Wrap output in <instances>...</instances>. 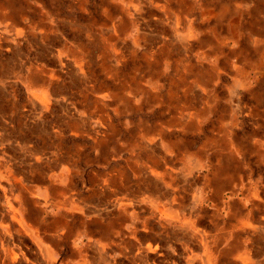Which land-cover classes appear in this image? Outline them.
I'll use <instances>...</instances> for the list:
<instances>
[{
  "label": "crops",
  "instance_id": "0c3cea01",
  "mask_svg": "<svg viewBox=\"0 0 264 264\" xmlns=\"http://www.w3.org/2000/svg\"><path fill=\"white\" fill-rule=\"evenodd\" d=\"M62 1L33 0L35 6L39 9L37 8L30 12L21 8L23 7L22 3H19L20 7L13 12H5L1 8L2 2L0 1V23L7 24L8 33L12 32L9 37L3 36L6 33L1 35L0 51L3 45H6L8 50H13L14 46L20 43V39L26 43L49 46L47 59L29 66L25 74L21 75L19 79V82H24L27 86L34 84L41 90L40 95H28L27 97L28 104L33 108L32 113L28 111L19 114L22 121L17 128L10 125L8 120H5L4 125L0 127L2 131L4 130L3 134L6 139H8L7 136H13L14 132L20 137V140L15 141L16 146L10 143V152L4 146L0 148V163L2 161L5 164L7 175L13 173L18 177L21 187L27 186L41 189L40 193H36L32 197L31 203L34 204H29L32 205L30 206L32 216H35L33 223L39 228L40 234L48 240L51 237H57L55 230L59 227H57L56 222L75 218L78 231L67 236L62 234V237L58 239L60 243L64 242V245H62L64 252L74 256L73 251L77 247L74 246L73 242H75L76 236L80 233V219L83 215L72 213V209L69 206L65 208V211L50 207L45 208L43 200L45 197L47 199L53 198V191H59L60 189L77 188L87 193L91 188H96L102 194L99 198L92 197L88 204L95 210H99L100 215L94 217V222L89 221L86 228L88 227L95 239L104 241L107 237H114L115 239L128 240L131 234L128 232L127 226L124 227L123 224L129 223L130 211L135 204L128 206L127 210L120 214H118L116 209H112L111 212H105L104 210L107 207L112 208L111 206L118 203L120 198L127 204L133 198V191L139 188L141 184L152 187L147 189L140 188L144 195L150 196L157 193L160 196V200L165 202L166 196L171 192V195L174 193L177 200L179 199V203L182 202L180 204L184 205L186 209H190L194 205L193 208L198 210L201 221L207 227L209 226L211 231L214 229L213 226L217 224L229 228L231 223L238 221L253 223L259 219L264 222V188H241V176H238L235 179L237 182L233 184L239 188H231L232 195L238 194L241 189L240 191L243 195L237 200H225L221 196L222 188H193L191 192H188V188H158L159 184H168L165 179L173 180L175 178L177 173L176 158L182 149L186 151L191 149L192 151H187L186 153L194 155L196 158L195 162L199 165V170H204L213 176H215L220 165L228 166L231 164L233 166L232 169H235L233 171L241 169V140L238 144L233 145L229 137L232 132L231 128L237 120V114L241 111V98L244 92L250 93L254 99L255 104L250 105L255 109V113L254 111L253 113L256 115L257 125L254 132L257 136L254 141L255 145L249 146L248 149H254L258 162L264 164V75L259 76L257 70H255L259 61L258 57H261V51L258 52V48H264V43L263 47L259 44L261 32L264 29L260 15L255 14L254 9V12L251 10L248 16L241 14V35L239 37L241 42L234 46L231 44L237 50V54L228 52L229 44L224 49L226 54L220 55L217 60L212 57L210 59H201L194 56L192 59H188L187 63L184 61L183 56L185 51L182 50L181 43L177 39L179 34L186 32L185 28L180 26L175 29L168 23L161 10L162 8L156 6L157 3L161 4V2L143 0L141 18L139 19L135 15L136 17L133 20L141 23V30L144 33L142 45L149 55L152 54L151 58H148L152 68L147 67L143 71L137 72L136 75L143 77V87L136 94L134 93L136 90L132 81V68L130 66L126 69L125 67L129 61L124 60L123 63H120V67L125 68V74L121 75V77H125L126 81L131 83V87L126 88L127 95L133 103L131 111L122 115L119 119V132L108 139L107 142L96 144L91 137L86 136L78 139L79 149L78 157L76 158L72 156L74 146H71L72 143L69 141L67 143L69 149L65 150L66 147H64L66 156H69L63 163V167L67 172L61 180L53 179L47 181V179L45 180L42 177V170L36 171L32 169L34 156L37 154L41 155L40 153L43 151L46 153L55 152L54 144L46 138V134L53 130L54 116H63L69 108H72L71 102L75 100L73 94L69 91V87L62 88L60 94H57L54 89L53 78L51 80L50 71L56 64L53 53L56 48H59L58 42L54 41L55 34L53 31L56 28L55 24L57 25L59 19H64V21L60 22L62 26L58 27V34L63 40L66 37V33H71L69 22L73 18L79 21L80 28L84 29L93 25L94 31H97L101 30V28H111L112 22L117 23L120 16L118 10L120 0H101L103 9L100 15L89 12V0H84L83 5H81L80 0H69L71 9L78 10V12L71 11L72 13L69 12L68 14L59 11L58 8H48L47 2L52 5L55 3L60 4ZM173 1L175 2V12L180 15L185 14L186 7L180 4L182 1ZM191 1L185 0L183 2L189 4ZM108 12L109 14H105ZM148 12L154 15L152 24L145 19V14ZM104 16H112L113 20L108 21L109 17L105 18ZM91 18H94L95 21L92 22ZM214 18L215 16L212 14L209 21L202 22L203 20L199 18L194 22L190 31H194L198 34V37L188 38V40L190 39L189 44L193 48L190 49V53L196 52L199 46V39L203 38L204 34L213 33ZM246 18H248V22H246ZM104 19L108 21V24L103 21ZM151 26L153 28H150ZM11 27L13 31L9 29ZM17 31H21L20 34H16ZM130 33L134 34L133 31ZM129 41L130 39L126 40L127 43ZM121 45L123 43L118 42V47ZM204 47L208 46L205 45ZM89 48L92 50L93 60H101L102 52L100 51V46H89ZM178 65H181L180 73L175 72ZM98 73L101 75L100 71ZM224 74L232 76L234 79L233 86L241 87L239 93L235 95V99L226 98L221 90ZM68 78L69 76L66 77L65 75L66 81L69 80ZM111 81L115 85H119V78H112ZM254 81H256V85H253ZM16 82L13 81L9 85L11 82L7 83L5 80L0 79V87L4 90L0 98L12 107L15 100L13 91L17 90ZM76 91L75 89V94ZM44 99H46L45 102L43 101ZM55 99L62 101L55 102ZM148 109L151 113L148 116L150 118L144 117L146 114L143 115ZM226 113L229 115V119L226 120V123H221L216 128L217 132L221 133L223 148L216 149L215 139H211L210 136H205V140L198 141V144H196V140L187 136V133L192 135L195 132H202L210 119V115H216L219 117L218 120H220ZM246 114L250 115L252 111L250 110ZM150 120L152 121L149 124ZM212 135L214 134L212 133ZM122 140L126 141V143L128 142V150L130 158H132V163L129 166L134 172V178L136 179L133 183V186H136L135 188H131L132 185L130 183L132 182L128 180L124 170L123 162H127L129 157H121V154L111 155V146L121 143ZM16 149L18 152H16ZM70 157L77 161L79 172L76 174L68 170L70 168ZM153 157L159 160V165L156 166L152 162ZM95 162L103 163L102 170H97L92 166ZM1 170H3V167H1ZM199 170L194 172L193 168H191L188 173L193 178L198 177L200 175ZM0 188H9V186L2 181ZM205 202H209L213 209L210 215H206L203 212ZM123 206L122 209L124 210ZM141 206H145L144 203H141ZM224 209L234 210L237 213L233 218L218 217V211H223ZM248 212L250 214H247ZM139 216L144 220L145 217H148V212L144 210ZM206 216L210 217L207 221L205 220ZM109 225L113 226L110 228ZM242 236L244 234L241 231V238ZM51 245L55 247V244L51 243ZM252 247L254 252L262 254L259 255L260 258L264 257L263 233L255 236ZM70 264L78 263L73 260Z\"/></svg>",
  "mask_w": 264,
  "mask_h": 264
},
{
  "label": "bare ground",
  "instance_id": "6f19581e",
  "mask_svg": "<svg viewBox=\"0 0 264 264\" xmlns=\"http://www.w3.org/2000/svg\"><path fill=\"white\" fill-rule=\"evenodd\" d=\"M157 1L161 2L156 6L162 8L168 23L175 29L183 26L186 30L185 33L179 34L177 39L185 51L183 56L187 63L188 59L194 56L201 59L212 57L217 60L220 55L226 54L224 49L229 44L228 52L237 54V50L232 46L241 42V33L239 31L236 38L227 37L230 20L237 17L241 28V14L248 16L256 6L264 5V0H192L189 4L181 0V6L186 8L185 14L180 15L174 10L173 0ZM80 3L83 5L84 0H80ZM143 3V0H120V16L117 23L113 21L111 28H101L97 31H94L93 25L80 28L79 21L73 18L69 22L71 33H66L63 40L58 34V27L62 26L60 22L64 19H59L57 25L55 24L54 41L58 42L59 48L53 53L56 64L50 71L51 80L53 78L57 94H60L62 88L69 87L75 100L71 102L72 108L63 116H54L53 130L46 134V138L54 144L55 152L40 151L41 155L34 156L31 167L36 171L42 170L45 180H61L67 172L63 163L69 156H66L64 147L65 150L69 149V141L71 146H74L72 156L76 158L78 139L86 136L91 137L96 144L107 142L119 132V119L122 115L131 111L133 103L126 91V88L131 87V83L121 77L125 74V68H121L120 63L129 61L125 67L128 69L131 66L133 87L136 90L134 93H139L143 87V77L136 75L137 72L147 67L152 68L148 61L152 54L149 55L142 45L144 33L141 23L133 20L136 16L141 18ZM207 13L215 16L213 33L204 34L203 38L199 39L196 52L190 53L193 48L188 38L198 37V34L190 29L199 18L202 22L209 21L211 16ZM104 17H109L108 21L113 20L112 16ZM91 19L92 22L95 21L94 18ZM108 21L105 23L108 24ZM3 26L0 38L3 33L8 34V25ZM9 29L13 31L12 27ZM131 31L134 34L130 33ZM20 32L17 31L16 34ZM9 34L12 35V32ZM127 39H130L128 43ZM118 42L123 45L118 47ZM205 45L208 47H204ZM89 46H100L101 60H93ZM180 67L181 65L176 67V73H180ZM65 75L69 76V80H65ZM114 77L119 78V85L111 81ZM60 101L62 100L55 99V102ZM152 162L156 166L159 165L156 157L152 158ZM68 170L74 174L79 172L77 161L72 157ZM2 181L6 182L9 188H0V264H70L73 260L78 264H264V257H259L262 254H257L252 249L255 236L264 234V222L261 220L253 223L238 221L231 223L229 228L217 224L211 231L210 227L201 221L198 210L193 208L194 205L186 209L171 192L166 196L165 202H162L157 193L144 195L140 188L133 191V198L127 204L120 198L112 208L107 207L104 210L111 212L116 209L120 214L126 211L128 206L135 204L130 211L129 223L123 224L131 234L129 241L114 237H107L104 241L95 239L88 227L86 228L89 221L94 222V217L100 215L99 210L88 204L92 197L101 196L100 190L91 188L85 193L77 188H67L53 191V198L45 197V208L65 211L69 206L72 213L83 215L80 219V233L73 242L77 249L73 251L74 256L68 255L62 248L64 242L60 243L58 239L62 234L67 236L78 231L76 219L56 222L59 227L55 230L57 237L45 239L33 223L35 216H32V205H29L34 204L31 203L32 197L40 193L41 189L27 186L22 188L20 179L13 173L7 175L5 164L1 161L0 184ZM141 203L146 207H142ZM144 210L148 212V217L142 220L139 214ZM109 226L111 228L113 225ZM241 231L244 234L242 238ZM51 243L55 244V247H52Z\"/></svg>",
  "mask_w": 264,
  "mask_h": 264
},
{
  "label": "rangeland",
  "instance_id": "374dc122",
  "mask_svg": "<svg viewBox=\"0 0 264 264\" xmlns=\"http://www.w3.org/2000/svg\"><path fill=\"white\" fill-rule=\"evenodd\" d=\"M2 2L1 8L5 12H13L16 8H19V3L23 5L21 7L25 11H32L37 9L38 7L35 6L33 0H0ZM28 3H25V2ZM102 2L101 0H89L88 10L91 14L100 15L102 14ZM48 8H58L59 11L63 13H69L71 11L75 12L78 10H72L69 0H63L60 4H50L47 2ZM39 9V8H38ZM255 10V12H254ZM253 12L257 15H260L262 24H264V5H260L259 7H255ZM72 13V12H71ZM115 14V13H114ZM145 19L149 21L150 24L154 22V18L151 13L145 14ZM207 15L211 16V14L207 13ZM212 21V19H211ZM4 23H0V31ZM150 28H153L152 26ZM240 31L239 28V19L234 17L230 20L228 25V36L229 37H237L238 32ZM261 39L259 44L263 47L264 43V29L261 32ZM3 35V34H2ZM3 36L9 37V33ZM259 36V35H258ZM262 41V42H261ZM20 43H17L13 50H8L6 45H3L2 50L0 51V79L5 80L7 83L11 85L13 81H17L15 85H17V90L13 91V95H15L14 106L12 107L6 101L0 98V127L4 125V121L8 120L10 125H13L17 128L19 123L21 124L22 119L19 117V114L22 112L33 111L31 105L28 104L27 97L28 95L35 96L40 95V89L31 84L27 86L24 82H19L21 75L25 74L26 70L29 66L33 64H37L39 62L44 61L47 59L49 46H40L36 43H26L20 39ZM4 44V43H3ZM261 51V57L259 56L258 64L255 67L259 76L264 75V48H258V52ZM221 83V90L226 98H234L235 95L239 93L240 86H233L234 79L232 76L223 75ZM258 83V82H257ZM256 85V81L254 84ZM4 93L2 87H0V96ZM254 99L251 97L250 93L244 92L241 98V111L237 114V120L234 122V125L231 128V136L229 140L232 142L233 145L238 144L241 140V169L233 171V166L231 164L227 165H220L218 167L215 176L211 173H208L204 170H199V165L196 164L193 154L186 153L189 150H181L176 158V171L175 178L173 180L165 179V182L168 184H159L158 188H188V192H191L193 188H222L221 196L225 200H237L242 197V193L239 190L238 194H231V188H239L238 186H234L233 184L236 183L235 181L238 176H241V188H264V164L259 163L257 160V155L254 149H248L249 146H254L256 135L254 132L256 131V115L255 109L252 105L255 104ZM252 104V105H250ZM252 111V114L247 115L249 111ZM254 111V113H253ZM146 114L144 117H148L151 115L150 110H146L143 115ZM11 118V119H10ZM218 116L210 115V119L208 120L207 125H205L204 130L202 132H195L194 134L187 133V136L196 140V144L198 141L205 140V136H210L211 139H215L216 149L223 148V139L221 138V133L217 132L218 126L221 123H226V120L229 119V115L226 113L223 115V118L218 120ZM152 120L149 121V124ZM214 135H212V133ZM4 130L0 129V148L4 146L8 152L11 151L9 147L10 143L15 144L16 140H20V137L15 132L13 136L6 137L4 136ZM186 136V135H185ZM10 138V139H9ZM241 138V139H240ZM129 141V140H128ZM128 143V142H127ZM126 141L122 140L121 143H116L114 146H111L112 153L111 155H119L121 157H129L127 162H123L124 170L126 172V177L132 183L131 188H135L133 183L136 181L134 178V172L131 170L129 164L132 163V158H130V153L128 150V145ZM16 152L18 150L16 149ZM113 157V156H112ZM103 163L95 162L92 164L97 170H102ZM193 168V171L196 172L199 170L198 177H192L188 171ZM188 173V174H187ZM233 178V179H232ZM232 180V181H231ZM235 181V182H234ZM139 188H152L151 186L146 185H139ZM250 207V206H249ZM213 209L209 202H205L203 205V212L206 215H210ZM237 212L234 210L224 209L218 211V217L223 218H233ZM210 217L206 216L205 220L209 219Z\"/></svg>",
  "mask_w": 264,
  "mask_h": 264
}]
</instances>
